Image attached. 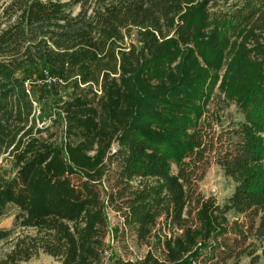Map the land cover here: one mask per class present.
Masks as SVG:
<instances>
[{
  "label": "trees",
  "instance_id": "1",
  "mask_svg": "<svg viewBox=\"0 0 264 264\" xmlns=\"http://www.w3.org/2000/svg\"><path fill=\"white\" fill-rule=\"evenodd\" d=\"M232 104L242 119L218 132ZM1 159L0 219L44 232L3 264H105L106 209L161 233L114 264H263L264 0H0ZM212 163L235 183L223 205L197 188Z\"/></svg>",
  "mask_w": 264,
  "mask_h": 264
},
{
  "label": "rangeland",
  "instance_id": "2",
  "mask_svg": "<svg viewBox=\"0 0 264 264\" xmlns=\"http://www.w3.org/2000/svg\"><path fill=\"white\" fill-rule=\"evenodd\" d=\"M37 87V88H36ZM34 87L35 91H40L38 86ZM33 91V89H32ZM68 88L63 85L55 84L51 88H47V97L48 99H52L55 105H58V108H61L62 102L66 100L68 97ZM45 93V92H44ZM216 93L219 94L218 91ZM52 104V103H51ZM222 102L217 101L216 105L212 103L210 108L214 110V108L220 110ZM215 105V106H214ZM218 113V112H217ZM46 117V125H52V121L50 120V113H46L44 115ZM218 116V118H217ZM214 116L213 125L216 127L215 129L219 132V128L221 124L223 126L228 125V123L232 120H241L242 115L237 111L235 105H230L224 111H219L218 115ZM222 122V123H221ZM216 124V125H215ZM63 136V132L58 126L53 127L49 134L44 135V139L57 141L60 140ZM118 149L117 143L112 145L110 150L111 154L115 153ZM95 152H91L90 155L93 156ZM115 164V163H114ZM173 173H177V169L175 166H172ZM11 165L8 160H0V172L5 176H11ZM199 174V173H198ZM149 181V180H148ZM132 185L138 186L141 182V178H134L132 181ZM151 184L161 183L162 180H150ZM112 182L105 185L106 190L111 187ZM235 187L234 181L226 177L222 171V169L212 163L210 167L207 169L205 176L199 183L197 184L198 191L201 192L206 198L213 197L216 199L217 203L223 205L227 198L232 194ZM18 210L14 207H11L9 210V214L3 219H0V229L10 230L12 231V235L9 239L3 240L0 242V264H3L5 260V256L9 253L13 246L16 244L18 239L26 238V237H34V236H43L44 232H42L37 227L32 228H24L18 225L16 222V214ZM105 216L108 220L107 234L105 238V252H104V260L105 264H114V259L122 258L124 260H143L145 255L153 250L155 247L156 239L155 236L159 237L161 234L159 229V225H151L149 227L148 232L144 235H139L137 228L128 227L124 228L122 225V218L119 213H116L110 209H106ZM192 216H195V213L192 212ZM79 226H84L85 221L81 220L78 222ZM192 223V222H191ZM119 229L118 235L117 230ZM180 231L177 229H172L171 235L176 236ZM164 234V232H163ZM170 235V236H171ZM47 255L43 252H39L36 256L31 258L28 262H21L20 264H58L61 263L56 258L52 257L54 261H52ZM264 264V262H263Z\"/></svg>",
  "mask_w": 264,
  "mask_h": 264
},
{
  "label": "crops",
  "instance_id": "3",
  "mask_svg": "<svg viewBox=\"0 0 264 264\" xmlns=\"http://www.w3.org/2000/svg\"><path fill=\"white\" fill-rule=\"evenodd\" d=\"M52 261H54L55 262V260L52 258V257H50V256H48ZM55 263H58V262H55ZM58 264H61V263H58Z\"/></svg>",
  "mask_w": 264,
  "mask_h": 264
}]
</instances>
